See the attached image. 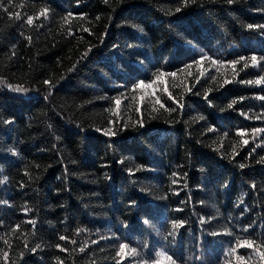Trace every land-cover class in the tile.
<instances>
[{
    "label": "trees",
    "instance_id": "1",
    "mask_svg": "<svg viewBox=\"0 0 264 264\" xmlns=\"http://www.w3.org/2000/svg\"><path fill=\"white\" fill-rule=\"evenodd\" d=\"M262 58L264 0H0V264H264Z\"/></svg>",
    "mask_w": 264,
    "mask_h": 264
},
{
    "label": "snow or ice",
    "instance_id": "2",
    "mask_svg": "<svg viewBox=\"0 0 264 264\" xmlns=\"http://www.w3.org/2000/svg\"><path fill=\"white\" fill-rule=\"evenodd\" d=\"M231 2H232V0H229V3H231ZM28 22L31 23L32 21L30 20V21H28ZM249 27L251 28L252 26L250 25ZM240 59H241V60H244L245 58H244V57H241ZM262 59H264V58H262ZM257 63H258L257 57H256L255 55H253V56L251 57V64H252V66L257 65ZM248 66H249V65L245 64V67H248ZM161 75H163V74H161ZM172 75H175V73H173ZM244 83H249V84H251V83H255V84L259 85V84H261V83H264V78L258 79V80H256V81H247V82H244ZM10 87H11V86H10ZM136 87L147 88V87H151V85H145L144 82L141 81L138 85H136ZM15 91H17V92H27V89L17 88V89H15ZM165 91H167V89H165ZM258 98L261 99V100H264V96H260V97H258ZM157 102H158V101H157ZM120 103H121V101H120L119 99H117V100H116V104L119 105ZM232 106H233L232 104H229V105H228L229 108H231ZM105 134H106V135H115V133H112L111 131L106 132ZM240 134L243 135V133H240ZM244 143L247 144L248 141L245 140ZM240 167L243 168L244 165L242 164V165H240Z\"/></svg>",
    "mask_w": 264,
    "mask_h": 264
},
{
    "label": "clouds",
    "instance_id": "3",
    "mask_svg": "<svg viewBox=\"0 0 264 264\" xmlns=\"http://www.w3.org/2000/svg\"><path fill=\"white\" fill-rule=\"evenodd\" d=\"M132 254H133V255H136L137 253L133 252Z\"/></svg>",
    "mask_w": 264,
    "mask_h": 264
}]
</instances>
